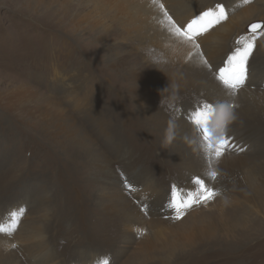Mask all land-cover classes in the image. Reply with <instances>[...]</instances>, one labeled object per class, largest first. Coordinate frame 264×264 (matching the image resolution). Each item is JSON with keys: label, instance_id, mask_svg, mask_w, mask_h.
I'll use <instances>...</instances> for the list:
<instances>
[{"label": "rangeland", "instance_id": "rangeland-1", "mask_svg": "<svg viewBox=\"0 0 264 264\" xmlns=\"http://www.w3.org/2000/svg\"><path fill=\"white\" fill-rule=\"evenodd\" d=\"M90 1L0 0V264H264V0L228 39L249 90L188 55L158 83L179 60Z\"/></svg>", "mask_w": 264, "mask_h": 264}, {"label": "bare ground", "instance_id": "bare-ground-1", "mask_svg": "<svg viewBox=\"0 0 264 264\" xmlns=\"http://www.w3.org/2000/svg\"><path fill=\"white\" fill-rule=\"evenodd\" d=\"M210 1L211 0H199L197 2L198 6H196V7H192L191 5H184L182 3V0H158V1H155V0H153V1L152 0H119L118 2L116 0H91L90 3H92V6L94 8L96 7V2H97V7H100V6H98V4H101V5L105 6L106 9H110V10L113 9V11H114L113 13L119 17L120 21L123 20V17H126L124 19L125 22L124 21L120 22V24L122 23L121 26H125L126 29L124 27L123 28L125 29L126 32L128 29L133 28L131 25H129V22L133 23L134 25L136 22H139V24H147L148 29H142L143 33H141V37L145 38L148 42H150L151 44H154L156 47L161 48L160 49L161 52L163 54H165L166 56H168L169 60L171 58H177L179 60V63H180L179 66L177 67V69L179 70V72L180 71L185 72V73L180 72L182 77H183V80L178 77V75H179L178 72L176 74H174L173 73L174 71L173 72L169 71L166 76H163V74H162L163 77L161 79L157 80V82L158 83L162 82L163 85H165L167 88H169L173 85H176V82L178 84H180L182 82V84L184 86L195 85L196 81H193L192 79L193 78L196 79L199 76V73L195 72V70L192 68L193 66H195L199 69L200 72L201 71L205 72L209 68L213 72H215L214 71V69H215V70L221 71L222 73L227 72V73H231V74H238V77L236 79L240 78L242 81L244 80L245 81L244 84L249 86V88H246V89L249 90L254 86V84H256V81H254V82L248 81L249 78H251L249 76H247L246 80H245V75H243V73L241 72L242 66L238 64V62L240 64L242 63V58H244L242 55H239L235 59L230 58V56L228 55V51H227L228 49L227 48L231 43L230 42L228 44V39H230L231 37L236 35L235 32H237V28L239 27V24H241L240 22L245 17L251 16L252 14H254L256 12L255 8L248 7L247 10H245V9L241 10L242 7L245 4H247L248 2H253V4L260 5V6H262L263 3L260 0H233V1L231 0V2L228 3V5L223 8V7L218 6V5L215 6V5L209 4ZM155 3H158V5H157L158 10H164L165 8H168L169 11L172 14H174L172 20L168 21L166 16L163 15L158 20H156L155 22H151L150 17L152 16V14L155 10V8H154ZM57 7H58V9H60V4ZM126 7L130 8V14L129 15L126 14V12H125ZM197 7L202 8V9H205L207 7V8H210L211 11H207V10L203 11L204 14L202 16H200L197 19H194L195 17L193 15L192 11ZM240 10H241V12L236 13ZM122 14H123V17H122ZM231 14H232V16H230ZM115 15H114V17H115ZM227 16H230V18H228V21L223 24L222 22L224 21L225 17H227ZM83 17H84V15H83ZM90 20H91V18H90ZM94 20H96V19L94 18ZM127 22H128V25L126 26ZM94 23H96V21L95 22L93 21V24ZM88 24H89V22H88ZM216 24H217V26L215 27ZM96 25H98V24L96 23ZM123 28L121 27V29H123ZM148 31H151V34L149 36L145 37L144 34ZM231 41H233V39H231ZM137 42H139L138 39H137ZM137 42H135V43H137ZM196 42H198V44H199L198 47L196 46L197 49H195L194 45H193ZM139 46L140 45L138 44L136 47H139ZM136 47H135V50L137 51ZM186 55L191 57L190 60H193L195 58V56H197L198 60H204V62H207V63L203 64L201 66H199L197 63H195V65L187 67V62L190 60L183 63V57H185ZM260 59H261V57H260ZM227 60H228V63H227ZM257 60H259V58ZM171 65L174 66V64L172 62H171ZM151 66H152V64H151ZM139 72L131 69L130 72L127 71V73H128L127 75L128 76L130 75L132 80L135 83H137L136 82L138 80L137 78H142V76H144V74L140 75ZM185 74H189V77L186 76ZM146 75H148V74H145V76ZM131 78H129V79H131ZM148 78H146V79H148ZM152 80H153V78H152ZM211 80H218L215 77L214 73L212 74ZM154 81H156V80H154ZM240 81L234 80L232 82V84L234 86H240V85H242V82L240 83ZM196 84L198 85V83H196ZM71 90H72V88H71ZM210 135H212V134H210ZM207 136H208V134H207ZM208 137H210V136H208ZM193 138H194V136H193ZM212 138H213V136H212ZM238 162H240V161H238ZM237 169H238V167H237ZM241 171H243V170H241Z\"/></svg>", "mask_w": 264, "mask_h": 264}, {"label": "water", "instance_id": "water-1", "mask_svg": "<svg viewBox=\"0 0 264 264\" xmlns=\"http://www.w3.org/2000/svg\"><path fill=\"white\" fill-rule=\"evenodd\" d=\"M262 28L261 23H255L252 25V31H259Z\"/></svg>", "mask_w": 264, "mask_h": 264}]
</instances>
